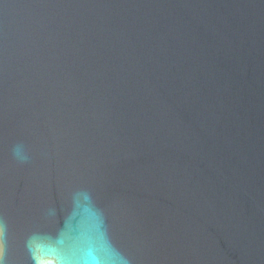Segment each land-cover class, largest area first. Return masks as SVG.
Here are the masks:
<instances>
[{"label": "water", "instance_id": "1", "mask_svg": "<svg viewBox=\"0 0 264 264\" xmlns=\"http://www.w3.org/2000/svg\"><path fill=\"white\" fill-rule=\"evenodd\" d=\"M33 255L264 264V0H0V259Z\"/></svg>", "mask_w": 264, "mask_h": 264}, {"label": "clouds", "instance_id": "2", "mask_svg": "<svg viewBox=\"0 0 264 264\" xmlns=\"http://www.w3.org/2000/svg\"><path fill=\"white\" fill-rule=\"evenodd\" d=\"M31 251V249H29ZM33 264H101L96 257H89L86 259H66L62 257H52L49 259H40L33 255ZM0 264H4V261L0 259ZM127 264V262H125Z\"/></svg>", "mask_w": 264, "mask_h": 264}]
</instances>
